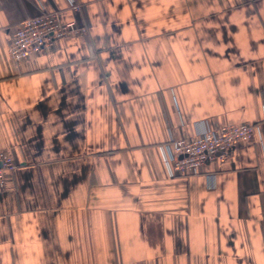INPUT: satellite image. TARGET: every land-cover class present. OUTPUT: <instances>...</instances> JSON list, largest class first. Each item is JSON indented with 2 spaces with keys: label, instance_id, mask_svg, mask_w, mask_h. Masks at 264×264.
I'll list each match as a JSON object with an SVG mask.
<instances>
[{
  "label": "crops",
  "instance_id": "1",
  "mask_svg": "<svg viewBox=\"0 0 264 264\" xmlns=\"http://www.w3.org/2000/svg\"><path fill=\"white\" fill-rule=\"evenodd\" d=\"M0 0V264H264V0ZM42 10L86 32L23 61ZM252 123L169 175L159 145Z\"/></svg>",
  "mask_w": 264,
  "mask_h": 264
},
{
  "label": "built area",
  "instance_id": "2",
  "mask_svg": "<svg viewBox=\"0 0 264 264\" xmlns=\"http://www.w3.org/2000/svg\"><path fill=\"white\" fill-rule=\"evenodd\" d=\"M69 6L78 11L80 5L68 0ZM86 32V27L74 19H63L58 11L42 10L40 14L23 19L14 31L8 55L14 61H23L55 40ZM256 125L248 122L231 123L218 128L205 127L195 138H170L159 145L163 162L169 175L192 174L205 164L229 156L237 139H249ZM16 168L10 155L0 150V189L5 185V174Z\"/></svg>",
  "mask_w": 264,
  "mask_h": 264
}]
</instances>
